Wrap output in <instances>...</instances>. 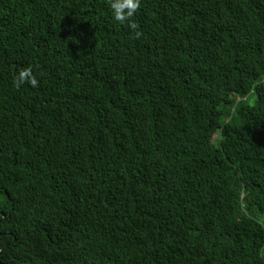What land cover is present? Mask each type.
Wrapping results in <instances>:
<instances>
[{"label": "trees", "instance_id": "16d2710c", "mask_svg": "<svg viewBox=\"0 0 264 264\" xmlns=\"http://www.w3.org/2000/svg\"><path fill=\"white\" fill-rule=\"evenodd\" d=\"M133 19L0 0V264H264V0Z\"/></svg>", "mask_w": 264, "mask_h": 264}, {"label": "clouds", "instance_id": "9594fccd", "mask_svg": "<svg viewBox=\"0 0 264 264\" xmlns=\"http://www.w3.org/2000/svg\"><path fill=\"white\" fill-rule=\"evenodd\" d=\"M112 18L119 24H127L134 31L135 38L139 39L142 32L138 31L139 25L133 19L140 9L141 0H108ZM23 84H29L32 88L39 87V80L33 74L31 66L21 69L13 81V86L19 89Z\"/></svg>", "mask_w": 264, "mask_h": 264}]
</instances>
